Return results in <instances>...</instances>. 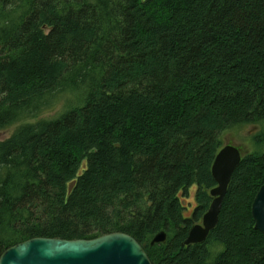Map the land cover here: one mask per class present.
Segmentation results:
<instances>
[{"label":"trees","instance_id":"1","mask_svg":"<svg viewBox=\"0 0 264 264\" xmlns=\"http://www.w3.org/2000/svg\"><path fill=\"white\" fill-rule=\"evenodd\" d=\"M55 99L62 112L38 119ZM18 123L0 141V255L120 232L151 264H264L251 216L264 185V0L0 2V132ZM251 126L255 150L216 227L182 246L212 201L222 136Z\"/></svg>","mask_w":264,"mask_h":264},{"label":"water","instance_id":"2","mask_svg":"<svg viewBox=\"0 0 264 264\" xmlns=\"http://www.w3.org/2000/svg\"><path fill=\"white\" fill-rule=\"evenodd\" d=\"M5 0H0L3 2ZM241 153L233 145L223 146L216 154L211 175L216 186L209 191L212 201L201 222L192 226L182 246L203 243L216 227L231 177L240 164ZM251 215L254 229L264 235V185L256 193ZM166 234L160 232L150 246L164 244ZM0 264H151L139 243L131 236L116 232L89 240L33 238L6 249Z\"/></svg>","mask_w":264,"mask_h":264},{"label":"rangeland","instance_id":"3","mask_svg":"<svg viewBox=\"0 0 264 264\" xmlns=\"http://www.w3.org/2000/svg\"><path fill=\"white\" fill-rule=\"evenodd\" d=\"M68 98H70V100L72 101V99L74 100V96L70 97L68 96ZM55 101V105H53L51 107V109L44 111L42 113L39 114L38 119H42V118H53L55 117L60 111L62 112V108L64 106V101L63 100H54ZM37 120V119H35ZM35 120H32L30 122H33ZM21 123H18L14 126H12L11 128L0 132V141L10 137V135L14 132L15 128L17 126H19ZM259 127H245L243 129H238V130H232L229 131L227 133H225L222 136V147L225 145H233L235 147H237L239 149V151L242 152V154H248L252 151L255 150V146L252 143V136L253 134H257L259 131ZM221 147V148H222ZM194 189H191L189 192V195L186 198H183L182 201L186 206V211L184 212V216L185 217H189L192 209L194 207Z\"/></svg>","mask_w":264,"mask_h":264},{"label":"bare ground","instance_id":"4","mask_svg":"<svg viewBox=\"0 0 264 264\" xmlns=\"http://www.w3.org/2000/svg\"><path fill=\"white\" fill-rule=\"evenodd\" d=\"M242 155V154H241ZM239 166V165H238ZM209 196H210V194H209ZM212 199V198H211ZM252 216V215H251ZM252 220H253V218H252ZM254 222V221H253ZM255 230V229H254ZM260 233V232H259Z\"/></svg>","mask_w":264,"mask_h":264},{"label":"flooded vegetation","instance_id":"5","mask_svg":"<svg viewBox=\"0 0 264 264\" xmlns=\"http://www.w3.org/2000/svg\"><path fill=\"white\" fill-rule=\"evenodd\" d=\"M241 152V151H240ZM241 154H242V152H241Z\"/></svg>","mask_w":264,"mask_h":264}]
</instances>
